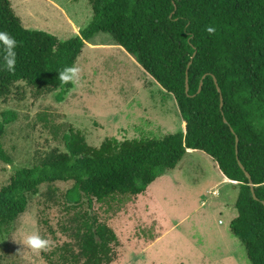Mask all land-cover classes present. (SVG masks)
I'll return each instance as SVG.
<instances>
[{
  "label": "trees",
  "instance_id": "trees-1",
  "mask_svg": "<svg viewBox=\"0 0 264 264\" xmlns=\"http://www.w3.org/2000/svg\"><path fill=\"white\" fill-rule=\"evenodd\" d=\"M90 4L88 26L62 41L50 32L27 29L11 0H0V31L18 42L14 71L0 67V97L9 98L23 82L35 98L58 92L57 98L64 100L73 84L61 81L59 71L76 66L96 34L108 33L175 97L186 131L123 141L107 137L94 147L80 131L69 130L64 135L68 152L17 168L0 190V228L10 227L27 211L30 196L38 195L42 185L71 182L63 202L67 220L60 224L71 240L44 251V257L49 264H114L120 239L93 211L94 203L106 219L113 217L192 149L206 153L239 185L231 230L250 264H264V0ZM11 121L5 116L0 122V160L7 164H14L3 143ZM240 161L251 174L257 198ZM43 223L49 227L48 219Z\"/></svg>",
  "mask_w": 264,
  "mask_h": 264
},
{
  "label": "rangeland",
  "instance_id": "rangeland-1",
  "mask_svg": "<svg viewBox=\"0 0 264 264\" xmlns=\"http://www.w3.org/2000/svg\"><path fill=\"white\" fill-rule=\"evenodd\" d=\"M11 2L27 29L50 32L62 41L80 34L93 16L90 0ZM76 66L80 78L62 101L58 92L35 98L23 82L9 98L0 97V122L5 116L12 119L3 143L14 160V164L0 160V190L17 168L68 152L64 135L71 129L84 134L94 147L107 137L123 141L186 131L175 97L135 56L115 45L110 34L98 33L87 42ZM219 172L211 157L195 150L113 217L106 219L100 204L94 203L93 211L120 239L114 264H250L230 226L237 216L240 187L224 181ZM72 186L42 185L38 195L30 196L27 211L10 227L0 228L2 264H49L43 252L71 240L60 224L67 220L64 194ZM84 207H90L87 200ZM33 232L51 242L47 250L35 252L16 241Z\"/></svg>",
  "mask_w": 264,
  "mask_h": 264
},
{
  "label": "clouds",
  "instance_id": "clouds-1",
  "mask_svg": "<svg viewBox=\"0 0 264 264\" xmlns=\"http://www.w3.org/2000/svg\"><path fill=\"white\" fill-rule=\"evenodd\" d=\"M211 31V29H209ZM18 42L14 36L5 31H0V67L7 71H14L16 61ZM81 69L75 65L66 66L62 71H59V79L64 83L76 84L80 78ZM27 248H31L35 252L47 250L50 246V241L41 236L38 232L22 236L19 240Z\"/></svg>",
  "mask_w": 264,
  "mask_h": 264
},
{
  "label": "water",
  "instance_id": "water-1",
  "mask_svg": "<svg viewBox=\"0 0 264 264\" xmlns=\"http://www.w3.org/2000/svg\"><path fill=\"white\" fill-rule=\"evenodd\" d=\"M191 64H192V62H190L189 65H191ZM216 81H217V80H216ZM202 87H203V83L201 84V87H200V89H199V92H201ZM218 89H219V91L221 92V88L218 87ZM187 91H189V76L187 77ZM238 141H239V139L237 138V142H238ZM240 164H241V167L245 170L247 177L250 179V185H251V187H252L254 197L257 198V196H256V194H255L254 183H253V180H252L251 174L246 170L245 166L241 163V161H240Z\"/></svg>",
  "mask_w": 264,
  "mask_h": 264
},
{
  "label": "crops",
  "instance_id": "crops-1",
  "mask_svg": "<svg viewBox=\"0 0 264 264\" xmlns=\"http://www.w3.org/2000/svg\"><path fill=\"white\" fill-rule=\"evenodd\" d=\"M192 151H195V150H192V149H189V152H192ZM189 154V153H188ZM187 154V155H188ZM215 164L217 165V167H218V170L220 171L219 173H220V175H221V177H223V179H224V181H230V179H228L222 172H221V170L219 169V166H218V164L215 162ZM211 190V189H210ZM213 192H214V194L215 193H217V194H219V192H218V190L217 189H215V187H213Z\"/></svg>",
  "mask_w": 264,
  "mask_h": 264
}]
</instances>
